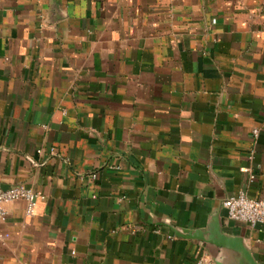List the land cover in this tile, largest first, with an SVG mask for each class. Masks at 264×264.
<instances>
[{
  "label": "crops",
  "instance_id": "crops-1",
  "mask_svg": "<svg viewBox=\"0 0 264 264\" xmlns=\"http://www.w3.org/2000/svg\"><path fill=\"white\" fill-rule=\"evenodd\" d=\"M17 185L43 199L5 204L0 264H233L193 238L215 223L264 264V226L222 207L264 195V0H0Z\"/></svg>",
  "mask_w": 264,
  "mask_h": 264
},
{
  "label": "built area",
  "instance_id": "built-area-1",
  "mask_svg": "<svg viewBox=\"0 0 264 264\" xmlns=\"http://www.w3.org/2000/svg\"><path fill=\"white\" fill-rule=\"evenodd\" d=\"M252 134L253 139H255L258 131L253 130ZM241 171L252 173L250 169H241ZM252 178L250 175V179ZM38 198L43 199L39 194L24 188L22 185L5 190L0 188V221H4L7 217L5 204L15 201H24L26 216H32ZM222 207L226 211L227 219L233 224L240 223L251 228L257 225L264 226V195L260 199L254 200L249 198L244 191H240L236 195L226 198L222 202ZM195 264H213V261L205 251H201Z\"/></svg>",
  "mask_w": 264,
  "mask_h": 264
},
{
  "label": "water",
  "instance_id": "water-1",
  "mask_svg": "<svg viewBox=\"0 0 264 264\" xmlns=\"http://www.w3.org/2000/svg\"><path fill=\"white\" fill-rule=\"evenodd\" d=\"M193 238L223 248L235 256L233 264H258L252 253L243 245L242 241L224 234L218 223L211 226L209 231L198 234ZM237 256V257H236Z\"/></svg>",
  "mask_w": 264,
  "mask_h": 264
}]
</instances>
